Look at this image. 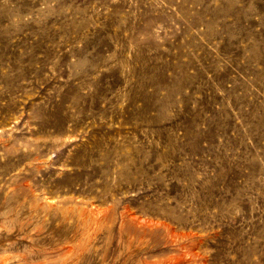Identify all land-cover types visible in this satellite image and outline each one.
Here are the masks:
<instances>
[{
    "label": "rangeland",
    "instance_id": "rangeland-1",
    "mask_svg": "<svg viewBox=\"0 0 264 264\" xmlns=\"http://www.w3.org/2000/svg\"><path fill=\"white\" fill-rule=\"evenodd\" d=\"M0 264H264V0H0Z\"/></svg>",
    "mask_w": 264,
    "mask_h": 264
}]
</instances>
